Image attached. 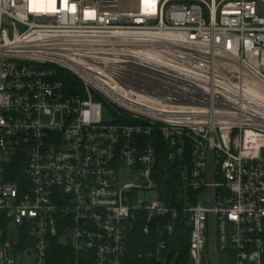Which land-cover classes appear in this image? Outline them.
<instances>
[{
	"label": "built area",
	"instance_id": "built-area-1",
	"mask_svg": "<svg viewBox=\"0 0 264 264\" xmlns=\"http://www.w3.org/2000/svg\"><path fill=\"white\" fill-rule=\"evenodd\" d=\"M183 225L264 264V0H0V264H167Z\"/></svg>",
	"mask_w": 264,
	"mask_h": 264
},
{
	"label": "trees",
	"instance_id": "trees-1",
	"mask_svg": "<svg viewBox=\"0 0 264 264\" xmlns=\"http://www.w3.org/2000/svg\"><path fill=\"white\" fill-rule=\"evenodd\" d=\"M60 80L63 81L64 85L70 93H74L80 90V82L74 78L72 75L66 73L65 71H59L58 74ZM106 105V103H104ZM167 190L171 188V181L167 179L165 183ZM176 238L172 242L171 247V260L167 264H188V230L183 226H179ZM149 239L144 237L140 231L134 234L133 239L130 241L129 248L135 252L145 253L147 252L151 244H148ZM57 260L60 259L59 251L54 250ZM60 264V263H59ZM128 264H153L146 260H134L132 259Z\"/></svg>",
	"mask_w": 264,
	"mask_h": 264
},
{
	"label": "rangeland",
	"instance_id": "rangeland-1",
	"mask_svg": "<svg viewBox=\"0 0 264 264\" xmlns=\"http://www.w3.org/2000/svg\"><path fill=\"white\" fill-rule=\"evenodd\" d=\"M116 112H118L116 109H114L112 106L110 105H105L103 104V114H102V119L104 122H107V123H110L112 122L113 118L112 116L114 114H116ZM119 177H120V183L121 184H125V183H130L133 179H134V176L132 173H130L129 171H126V170H122L120 173H119ZM60 243H64V240L62 239L60 241ZM207 250V248H206ZM31 261H29L30 263Z\"/></svg>",
	"mask_w": 264,
	"mask_h": 264
}]
</instances>
